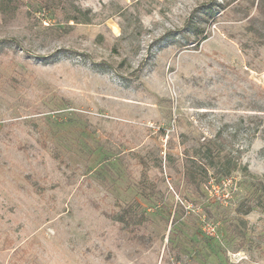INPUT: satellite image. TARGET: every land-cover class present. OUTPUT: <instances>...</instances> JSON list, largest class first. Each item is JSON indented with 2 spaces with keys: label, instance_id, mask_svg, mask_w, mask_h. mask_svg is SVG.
I'll return each mask as SVG.
<instances>
[{
  "label": "rangeland",
  "instance_id": "rangeland-1",
  "mask_svg": "<svg viewBox=\"0 0 264 264\" xmlns=\"http://www.w3.org/2000/svg\"><path fill=\"white\" fill-rule=\"evenodd\" d=\"M252 1L0 0V264H264Z\"/></svg>",
  "mask_w": 264,
  "mask_h": 264
},
{
  "label": "trees",
  "instance_id": "trees-1",
  "mask_svg": "<svg viewBox=\"0 0 264 264\" xmlns=\"http://www.w3.org/2000/svg\"><path fill=\"white\" fill-rule=\"evenodd\" d=\"M252 3L254 4V0L252 1ZM258 10H259V12H260V14L263 16V18H264V0H262L261 2H259L258 3ZM251 23H254L253 21H251ZM263 26H262V28H264V22H263V24H262ZM257 32L258 33H260V34H262V31L261 30H257ZM171 35H173L172 33H168L167 35H166V37H163L162 39H166V38H168V37H170ZM189 39V41H190V38H188ZM58 55H55V56H52V57H45V58H43L44 59V62H48V61H50V62H52V60H53V58H55V57H57ZM261 134H262V139L264 140V128H262V130H261ZM260 186H261V189L262 190H264V183L263 182H260Z\"/></svg>",
  "mask_w": 264,
  "mask_h": 264
},
{
  "label": "built area",
  "instance_id": "built-area-1",
  "mask_svg": "<svg viewBox=\"0 0 264 264\" xmlns=\"http://www.w3.org/2000/svg\"><path fill=\"white\" fill-rule=\"evenodd\" d=\"M156 1H159V2H164V1H167V0H156Z\"/></svg>",
  "mask_w": 264,
  "mask_h": 264
}]
</instances>
